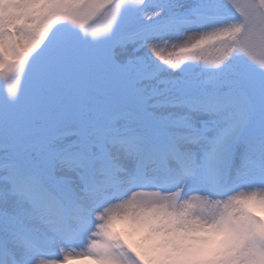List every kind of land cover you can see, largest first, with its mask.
Masks as SVG:
<instances>
[{
  "label": "snow or ice",
  "instance_id": "1",
  "mask_svg": "<svg viewBox=\"0 0 264 264\" xmlns=\"http://www.w3.org/2000/svg\"><path fill=\"white\" fill-rule=\"evenodd\" d=\"M0 264H264V0H0Z\"/></svg>",
  "mask_w": 264,
  "mask_h": 264
}]
</instances>
